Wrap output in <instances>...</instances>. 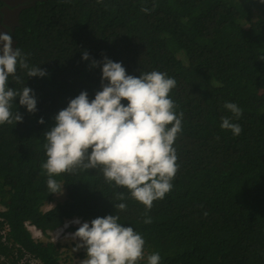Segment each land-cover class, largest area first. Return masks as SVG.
Returning <instances> with one entry per match:
<instances>
[{
    "label": "trees",
    "instance_id": "trees-1",
    "mask_svg": "<svg viewBox=\"0 0 264 264\" xmlns=\"http://www.w3.org/2000/svg\"><path fill=\"white\" fill-rule=\"evenodd\" d=\"M4 5L0 0V20ZM12 7L20 9L9 29L13 46L47 75L27 77L17 66L20 81L9 77L8 87L33 90L37 111L29 113L17 97L12 111L22 122L0 125V264H19L25 253L41 264H66L50 234L74 219L114 214L145 240L139 264L151 253H159L160 264H264V2L20 0ZM104 57L129 75L159 71L175 79L169 95L183 117L173 187L146 212L99 168L77 169L52 177L64 199L44 211L61 194L47 186L44 133L81 91L94 99L102 65L91 61ZM226 102L242 110L238 119ZM221 117L241 133L222 129ZM118 192L127 199L117 200ZM29 227L47 241L34 239Z\"/></svg>",
    "mask_w": 264,
    "mask_h": 264
},
{
    "label": "clouds",
    "instance_id": "clouds-1",
    "mask_svg": "<svg viewBox=\"0 0 264 264\" xmlns=\"http://www.w3.org/2000/svg\"><path fill=\"white\" fill-rule=\"evenodd\" d=\"M12 10L19 15V8ZM4 14L1 25L5 24ZM88 59L85 51L82 60ZM98 64L102 65L101 90L94 99L90 101L87 92L81 91L55 115V125L44 133L47 159L42 168L49 177L47 186L50 193H61L63 185L52 177L77 169L99 168L106 182L127 189L130 197L147 212L155 200L163 199L171 191L179 167L174 144L182 131L183 113L176 112L177 105L169 95L176 81L159 71L129 75L121 62L107 57L91 61L93 68ZM17 66L26 70L27 77L47 75L46 70L29 67L27 57L13 46L8 32L0 33V125L22 122V115L12 111L17 97L19 105L29 113L37 111L32 89L24 86L17 91L8 87L10 76L20 81ZM122 101H127V105ZM224 108L237 119L242 115L235 103L226 102ZM221 121L222 129L237 136L241 133V126L232 123L229 117H221ZM37 122L43 124L44 120L41 117ZM116 199L127 197L118 192ZM114 207L124 211L127 205L118 203ZM118 221L115 214L90 222L73 221L79 224L71 234L73 240L79 241L73 251L86 250V259L81 264H139L145 259L142 235ZM150 222L146 216L144 223ZM146 260L147 264H160L161 257L159 253H151Z\"/></svg>",
    "mask_w": 264,
    "mask_h": 264
},
{
    "label": "rangeland",
    "instance_id": "rangeland-1",
    "mask_svg": "<svg viewBox=\"0 0 264 264\" xmlns=\"http://www.w3.org/2000/svg\"><path fill=\"white\" fill-rule=\"evenodd\" d=\"M63 199H64L63 193L55 196L54 202L49 205H46L43 208V210L45 211V210L52 208L56 202H60ZM0 210L1 211L5 210V207L1 203H0ZM74 220L68 221L66 223L67 227L64 226L63 228L57 230L56 232L50 235V239L53 242L60 243L63 246V250L66 252V254L63 257L66 264H81L82 260L86 259V257L85 258L81 257V254L84 251V248H81L78 251H73V248L75 247L76 243H78L79 241L78 239L73 240L71 236L72 233L67 231V229L71 226L79 227V224L73 223ZM80 222L83 223L81 220ZM28 229L31 232L34 239L47 241L45 237L40 235L39 232L35 231L32 227H29Z\"/></svg>",
    "mask_w": 264,
    "mask_h": 264
},
{
    "label": "flooded vegetation",
    "instance_id": "flooded-vegetation-1",
    "mask_svg": "<svg viewBox=\"0 0 264 264\" xmlns=\"http://www.w3.org/2000/svg\"><path fill=\"white\" fill-rule=\"evenodd\" d=\"M5 1L7 2V4L9 6L7 7V6L4 5L2 7L1 12L3 14L6 11L9 10V7H12V6L16 5L17 3H19V2H17L18 0L13 1L15 3H12V1H8V0H5ZM4 17H5V22H4L5 24H3V25H6L7 28H5L3 25L0 24V33H4V32H8L9 33V29H12L15 26V24L17 23V17H18L17 11L16 10H12L11 13L7 12V14H4Z\"/></svg>",
    "mask_w": 264,
    "mask_h": 264
},
{
    "label": "built area",
    "instance_id": "built-area-1",
    "mask_svg": "<svg viewBox=\"0 0 264 264\" xmlns=\"http://www.w3.org/2000/svg\"><path fill=\"white\" fill-rule=\"evenodd\" d=\"M35 231H37L34 227H32ZM6 231L7 230H5L4 232H3V234L4 233H6ZM37 232H39V231H37ZM56 232V231H55ZM54 233V232H53ZM39 234L40 235H42L40 232H39ZM52 234V233H51ZM50 234V235H51ZM52 241V240H51ZM19 264H41L40 263V261L38 260V259H36V258H34V257H32L31 255H29V254H27V253H25L24 255H23V257L19 260Z\"/></svg>",
    "mask_w": 264,
    "mask_h": 264
}]
</instances>
